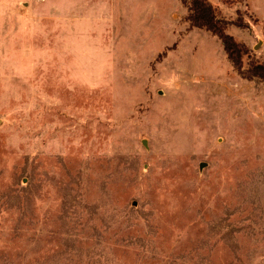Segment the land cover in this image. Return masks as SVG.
Here are the masks:
<instances>
[{"label": "rangeland", "instance_id": "obj_1", "mask_svg": "<svg viewBox=\"0 0 264 264\" xmlns=\"http://www.w3.org/2000/svg\"><path fill=\"white\" fill-rule=\"evenodd\" d=\"M209 1L264 63V0ZM187 12L0 0V264H264V81Z\"/></svg>", "mask_w": 264, "mask_h": 264}, {"label": "trees", "instance_id": "obj_2", "mask_svg": "<svg viewBox=\"0 0 264 264\" xmlns=\"http://www.w3.org/2000/svg\"><path fill=\"white\" fill-rule=\"evenodd\" d=\"M188 12L186 21L218 36L227 52L228 59L240 75L253 81H264V63L251 56L247 48L228 33L230 24L243 26L239 17L236 21L226 20L209 0H181ZM245 55L248 60L245 61Z\"/></svg>", "mask_w": 264, "mask_h": 264}]
</instances>
